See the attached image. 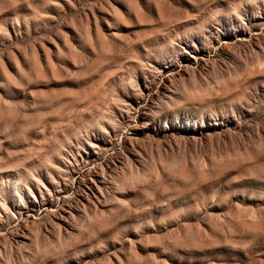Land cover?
I'll list each match as a JSON object with an SVG mask.
<instances>
[{
  "label": "rangeland",
  "instance_id": "1",
  "mask_svg": "<svg viewBox=\"0 0 264 264\" xmlns=\"http://www.w3.org/2000/svg\"><path fill=\"white\" fill-rule=\"evenodd\" d=\"M0 264H264V0H0Z\"/></svg>",
  "mask_w": 264,
  "mask_h": 264
}]
</instances>
